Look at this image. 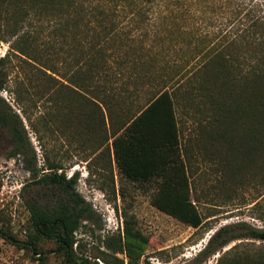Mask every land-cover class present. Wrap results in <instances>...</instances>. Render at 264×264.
I'll use <instances>...</instances> for the list:
<instances>
[{
  "label": "rangeland",
  "instance_id": "obj_1",
  "mask_svg": "<svg viewBox=\"0 0 264 264\" xmlns=\"http://www.w3.org/2000/svg\"><path fill=\"white\" fill-rule=\"evenodd\" d=\"M20 11L19 7L8 6L0 0V58H4L0 69L3 87L0 97L24 125V132H20L16 141L9 132L0 130V264L63 263V255L56 252V245L51 240H40L34 248L26 244L33 232L29 206L45 204L55 197L34 182L51 166H58L59 172L63 171L67 177L78 172L76 191L96 214L95 223L84 222L74 235L73 256L77 261L88 258L103 264L99 258L103 253L111 252L104 249L101 240L121 234L130 246H143L144 254L139 264H188L221 226L245 222L264 229V212L261 213L264 211L263 184L252 175L243 176L242 171L240 178L236 177L237 172L230 175L232 168L229 165L237 166L233 137L230 143L226 138L221 147L209 140H205L206 147L201 145L205 141L196 142L197 132L193 129L198 120L195 118L209 123V115L206 111L203 117H195L197 108L187 102L184 104L175 90V81L183 77L185 67L179 58L187 49H179L177 42L185 41L186 45L190 42V51L194 36L200 34L198 31L212 35L225 20L218 18L215 21L212 17L209 25L204 19L124 21L120 29H130V25L136 27L131 31L129 42L143 50L139 52V60H153V66L147 64L146 71L141 68L146 78L135 84L130 82L121 100L107 104L96 102L100 109L94 110L86 97L64 80V76L79 71L80 62H75L73 53L67 54V47H77L82 42L81 25L73 23L69 16L61 22L34 20L28 24L30 19L21 16ZM171 22L179 23L182 32L186 29L193 35L187 36L181 31L168 35L165 30L175 24ZM12 24L17 28L13 29ZM23 34L35 39L39 60H48L53 71L26 59L21 62L16 49L20 48L18 43ZM34 54L37 56L36 52ZM161 67L164 69L155 73ZM164 91L168 93L172 107L165 99L157 106V116L145 114L141 118L135 126L137 132H115L123 121L144 107L151 96ZM170 108L176 112L174 125L172 122L167 125L162 115ZM184 111L195 114L193 122L188 115L183 116ZM100 121H104L102 128ZM119 135L133 144L139 138L151 139L147 152L160 158L155 157L158 168H173V163H163L180 153L186 169L189 200L202 217L199 228L153 206L152 201L165 179H130L120 173L112 147V140ZM175 139L177 151L173 146ZM183 141L191 147H187L190 150L187 159L181 152ZM15 151L19 155L12 156ZM147 167L148 164L141 160L136 166ZM257 244L244 253L257 257ZM233 245L223 248L204 264H215ZM115 256L127 264L124 253Z\"/></svg>",
  "mask_w": 264,
  "mask_h": 264
},
{
  "label": "trees",
  "instance_id": "obj_2",
  "mask_svg": "<svg viewBox=\"0 0 264 264\" xmlns=\"http://www.w3.org/2000/svg\"><path fill=\"white\" fill-rule=\"evenodd\" d=\"M1 2L19 7L21 16L30 19L28 24L34 20L61 22L69 16L73 23L81 25L82 42H79L77 47L73 45L67 47V54L73 53L75 62H80L79 71L64 76V80L86 97V101L94 110L100 109L97 103L107 104L109 101L111 103L121 100L128 85L146 78L143 75V70H147L146 65L153 66V60L149 59L147 62L139 60V52L143 50L129 42L131 31L136 27L130 25V29L124 27L120 29L124 21L131 23L156 18L165 22L166 19L177 18L185 22L184 19H204L209 25L212 17L216 19L215 21L218 18L225 20L224 24L218 25L221 27L218 32L212 35L201 34V31H198L200 34L194 36L190 51H188L190 42L186 41L187 45L185 41L177 42L180 45L179 49L186 47L187 49L185 55L179 58L185 67L183 77L175 81V84L177 83L175 90L180 94L184 104L187 102L191 107L197 108V116L184 111V117L188 115L189 120L193 122L194 115L203 117L206 111L209 115V123L195 118L198 122L193 129V132H197L194 140L201 141L200 144L209 140L213 144L219 143L221 147L226 138L230 143L233 137V144L237 150L235 160L237 166L234 168L232 164L229 165L232 168L230 175L237 172L236 177L240 178L242 171L243 176L252 175L254 180L258 178L264 187V0H1ZM171 23L175 24L169 25L165 32L168 35L178 34L181 31L179 23ZM12 27L17 28L14 24ZM185 31L187 30L180 33L193 35L191 31ZM146 33L145 30V38ZM18 44L20 48H17L16 52L22 63L26 59L42 69L54 70L48 60L46 62L39 60L38 47L33 37L23 34ZM3 60L4 58H0V69ZM163 69L161 67L155 73ZM2 88L0 71V91ZM165 99L172 107L168 93L159 92L151 96L146 105L133 113L129 120L123 121L115 132H137L135 126L141 118L145 114L157 116L159 114L157 106ZM88 103L86 105L89 106ZM162 115L165 116L167 125L169 122L173 125L176 123V112L172 108ZM103 124L104 121L103 123L100 121L101 128ZM0 130L9 132L13 141L20 138V132H24L21 118L1 97ZM233 130L237 132H233L234 134L230 132ZM186 141H183L181 148L185 159L189 158L190 154V150L187 149L190 146H187ZM207 141L201 145L206 147ZM164 143H167V140ZM151 144L152 140L147 137L139 138L134 144L128 143L122 135L115 137L112 140V147L120 173L130 179L149 180L152 177L165 179L152 201L153 206L193 228H199L202 225V217L197 212L195 204L189 200L186 169L180 153L166 162L163 161L164 165L174 164L173 168H169L171 170L158 168L156 160L160 158L147 152ZM176 145L178 146L177 139L173 142L175 150ZM17 155L18 151L12 154ZM140 160L145 161L149 167L136 168ZM60 170L58 166H51L46 169L47 172L34 180L36 185L47 189L55 197L45 204L33 203L29 206L33 232L28 236L26 244L34 248L40 240H51L56 245V252L64 257L62 264H99L98 261L88 258H81L78 261L74 259L73 246L76 243L74 235L84 222L95 223L96 214L91 205L76 191L78 172H73L67 177L63 171L59 172ZM263 194L264 191L261 196ZM256 242L259 243L256 247L259 252L256 254L257 257L253 258L244 252H249L250 249L247 248L253 247ZM231 243L234 245L226 250L215 264H264V229L245 222L219 227L188 264H204ZM101 244L104 249L111 252L103 253V257L99 258L103 264H124L122 259L115 256L122 253L127 258V264H139L138 261L144 254L142 245L130 246L121 234L105 237Z\"/></svg>",
  "mask_w": 264,
  "mask_h": 264
}]
</instances>
